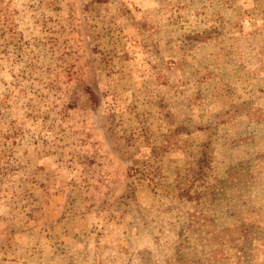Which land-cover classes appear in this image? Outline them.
<instances>
[{
    "label": "rangeland",
    "instance_id": "obj_1",
    "mask_svg": "<svg viewBox=\"0 0 264 264\" xmlns=\"http://www.w3.org/2000/svg\"><path fill=\"white\" fill-rule=\"evenodd\" d=\"M0 264H264V0H0Z\"/></svg>",
    "mask_w": 264,
    "mask_h": 264
},
{
    "label": "trees",
    "instance_id": "obj_2",
    "mask_svg": "<svg viewBox=\"0 0 264 264\" xmlns=\"http://www.w3.org/2000/svg\"><path fill=\"white\" fill-rule=\"evenodd\" d=\"M107 0H91V2H105Z\"/></svg>",
    "mask_w": 264,
    "mask_h": 264
}]
</instances>
